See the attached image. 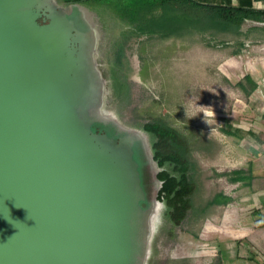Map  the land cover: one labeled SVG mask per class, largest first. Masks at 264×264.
Returning <instances> with one entry per match:
<instances>
[{
    "label": "water",
    "instance_id": "95a60500",
    "mask_svg": "<svg viewBox=\"0 0 264 264\" xmlns=\"http://www.w3.org/2000/svg\"><path fill=\"white\" fill-rule=\"evenodd\" d=\"M41 3L0 0V264H132L143 246L129 153L95 132L78 35L68 18L75 68L60 16L37 22Z\"/></svg>",
    "mask_w": 264,
    "mask_h": 264
},
{
    "label": "rangeland",
    "instance_id": "374dc122",
    "mask_svg": "<svg viewBox=\"0 0 264 264\" xmlns=\"http://www.w3.org/2000/svg\"><path fill=\"white\" fill-rule=\"evenodd\" d=\"M208 1L218 3L221 0ZM225 1L235 6L253 5L252 0ZM57 2L56 8L60 11H71L69 20L78 35L84 67L90 76H95L93 85L101 87L105 82L98 74L108 71L111 40L108 42L109 37L103 39L97 29L96 41H93L92 28L86 17L83 20L81 17L86 16L84 5L79 8L76 3L67 6L60 0ZM40 14L37 22L47 24V9L42 8ZM99 15L104 23L113 21L115 26V21L108 19L105 12ZM262 27L263 24L248 21L242 24L239 36L185 34L166 40L144 36L126 45L125 56L130 68L128 97L117 109H104L95 114V132L104 133L100 125L108 127L122 139V146L129 153L134 185L140 195L137 239L140 241L142 232L143 246L141 255L135 256L132 264L218 263L219 254L214 252V246H221L208 233V228L218 224L227 208L241 210L244 207L237 202L222 208L210 202L219 193L235 199L239 196L237 179L245 173L246 165L245 144L241 137L245 133L241 127L246 123L257 124L260 117L256 109L261 93L250 91V81L245 77L249 76L264 89ZM213 110L214 115H207ZM154 120L165 122L190 144L196 185L194 200L202 205L196 215L187 211L179 215L175 210L171 211V218L163 215L166 208L157 198L160 182L152 160L151 140L141 129L142 124ZM228 126L233 131L226 134ZM256 136L249 134L251 140ZM155 202L160 206L153 213ZM194 233L198 236L194 237ZM140 251L139 243L136 254Z\"/></svg>",
    "mask_w": 264,
    "mask_h": 264
},
{
    "label": "trees",
    "instance_id": "16d2710c",
    "mask_svg": "<svg viewBox=\"0 0 264 264\" xmlns=\"http://www.w3.org/2000/svg\"><path fill=\"white\" fill-rule=\"evenodd\" d=\"M59 0H42L43 5H57ZM69 6L72 3L85 6L89 28H92V38L96 41L97 29L102 38L111 40L108 52V71H101L98 78L105 82L101 87L93 89L90 110L94 113L104 109L115 110L128 97L129 83L127 81L130 70L125 56L126 45L134 39L144 36L160 35L168 37L181 32H211L241 34V26L245 22L263 24L264 29V0H252L253 5L221 6L203 4L195 0H60ZM263 5H261V3ZM257 3L260 6H257ZM113 21L104 23L101 11ZM97 13V14H96ZM118 24V26H117ZM257 29L258 27H254ZM107 42V43H108ZM96 47V45H95ZM250 81V91L256 88V83ZM96 124H94L95 126ZM96 127V126H95ZM110 136H115L108 127L100 125ZM142 132L151 140L152 160L156 169V178L160 182L158 199L165 205L163 215L171 218V211H196L202 205L194 200L196 192L193 180L194 164L190 159L191 148L189 142L175 129L160 120L149 121L141 125ZM231 127L225 130L229 134ZM237 180H240L238 177ZM232 202V198L216 194L210 204L225 207ZM197 237L198 234H192Z\"/></svg>",
    "mask_w": 264,
    "mask_h": 264
},
{
    "label": "crops",
    "instance_id": "0c3cea01",
    "mask_svg": "<svg viewBox=\"0 0 264 264\" xmlns=\"http://www.w3.org/2000/svg\"><path fill=\"white\" fill-rule=\"evenodd\" d=\"M195 1L203 4L231 6V4H226L225 0L218 3L208 0ZM185 34L214 33L209 31L202 34L181 32L168 37L160 35L146 37H158L166 40ZM254 91L261 93L256 109L260 117L257 119V124L246 123L241 127L245 133V135H241L245 144V173L240 174L238 199L228 195L232 198L229 205L238 202L244 209L227 208L218 224H212L208 228V233L213 235L221 246H214V252L219 254L217 264H264V89L256 84ZM230 131H233L232 127ZM250 133L257 134L255 139L249 138Z\"/></svg>",
    "mask_w": 264,
    "mask_h": 264
},
{
    "label": "bare ground",
    "instance_id": "6f19581e",
    "mask_svg": "<svg viewBox=\"0 0 264 264\" xmlns=\"http://www.w3.org/2000/svg\"><path fill=\"white\" fill-rule=\"evenodd\" d=\"M42 3H41L40 7L43 6L44 8H46L47 12L49 13L50 16H57V15L60 16L61 23L64 25V33L62 35L63 40L61 42V45H62L63 49L66 51L65 53L68 54V57L70 58V62L74 66L76 58H75V51H74L73 42H74V39L76 40V37H75V35L73 36L72 31H70L71 26L69 25V22H68V18H69V16H71L70 14H72L71 11H68L67 13H63L58 8H56V5H54V4L42 5ZM78 60L81 61V58L79 55H78ZM74 67L76 68V65ZM159 206H160V204L158 205V203H157V205H156V202L154 203V206H153L154 212L153 213L158 211Z\"/></svg>",
    "mask_w": 264,
    "mask_h": 264
},
{
    "label": "clouds",
    "instance_id": "9594fccd",
    "mask_svg": "<svg viewBox=\"0 0 264 264\" xmlns=\"http://www.w3.org/2000/svg\"><path fill=\"white\" fill-rule=\"evenodd\" d=\"M204 108H209V109H211V107H204ZM215 113H214V110L213 111H209L208 113H207V115H209V116H212V115H214ZM206 122V121H205Z\"/></svg>",
    "mask_w": 264,
    "mask_h": 264
},
{
    "label": "flooded vegetation",
    "instance_id": "af4514ba",
    "mask_svg": "<svg viewBox=\"0 0 264 264\" xmlns=\"http://www.w3.org/2000/svg\"><path fill=\"white\" fill-rule=\"evenodd\" d=\"M106 130H104V132H105Z\"/></svg>",
    "mask_w": 264,
    "mask_h": 264
}]
</instances>
